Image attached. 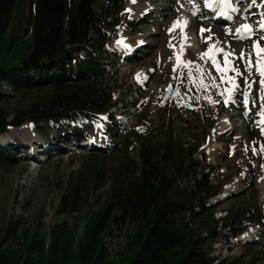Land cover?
Segmentation results:
<instances>
[{
    "label": "trees",
    "instance_id": "16d2710c",
    "mask_svg": "<svg viewBox=\"0 0 264 264\" xmlns=\"http://www.w3.org/2000/svg\"><path fill=\"white\" fill-rule=\"evenodd\" d=\"M96 1L29 0L31 13L9 25L18 0H0V84L24 92L49 86L26 108L16 103L10 110L0 94V133L26 120L79 125L116 104L115 87L101 80L106 73L100 62L125 0ZM110 120L107 134L112 115ZM195 135L170 116L155 134L125 129L110 165L91 154L94 159L67 178L57 212L71 217L72 226L64 220L44 234L18 232L20 220L10 219L0 231V264H256L244 256L217 262L209 256L208 241L262 224L264 210L230 208L218 227L207 200L221 188L220 172L200 156L206 134ZM107 181L105 197L92 200ZM81 211L85 224L74 234ZM126 224L133 226L129 240L110 256L105 240Z\"/></svg>",
    "mask_w": 264,
    "mask_h": 264
},
{
    "label": "rangeland",
    "instance_id": "374dc122",
    "mask_svg": "<svg viewBox=\"0 0 264 264\" xmlns=\"http://www.w3.org/2000/svg\"><path fill=\"white\" fill-rule=\"evenodd\" d=\"M155 1L125 0L126 8L120 13L124 25L116 26L119 31L115 40L108 45L103 61L107 72L101 80H107L109 85L115 87L112 99L117 103L111 109L115 121L119 124L123 121L127 126L134 122L137 130L155 134L160 130L165 117L170 116L176 120L178 128L193 130L197 134L196 139L198 134H206L199 149L200 156L211 168H216L215 173L220 172L217 176L221 194L229 196L218 199L213 195L209 200V204L214 205L211 211L218 227L230 208L258 206L264 210V151H261L264 145L261 128L264 124H257L263 118L257 113L261 111V105H264V84L261 83L264 80L261 74L264 71V52L258 50L264 48V36L255 35L245 41L232 40L228 36L227 45L222 43L225 34L222 27L212 25L211 21L197 20L194 16L191 18L184 6H177L180 0L175 4L173 0H161L160 3ZM104 2L106 0L96 1L97 6ZM116 2L118 5L123 4V0ZM263 2L246 0L247 4H252L248 12H255L254 8L261 4L264 14ZM30 6L29 0H18L8 24L15 23L20 14L28 16L31 13ZM148 10L150 12H146ZM138 13L141 17L144 14L156 15L152 21L138 23ZM181 13L188 17L183 43L182 28L178 24L173 27ZM148 18L151 19L150 16ZM248 18L251 19V16ZM254 19L259 22V19ZM127 24L130 26L126 27ZM170 28L172 31H169ZM200 28L204 31L201 32ZM140 40L148 43L134 60L123 63V58L117 54L116 59L120 58L116 62L111 58L110 53L115 49L127 52V45L136 47ZM117 41L122 43L118 44ZM175 52L181 56L180 61L173 60ZM233 84L238 86L234 90ZM48 88L43 86L24 92L2 82V103L10 110L16 103L26 108L36 96L45 95ZM244 92L248 94L247 105L244 103ZM228 97L237 103L231 110L225 103ZM125 114H129L126 119ZM103 118V123L87 121L85 127L88 133L82 137L88 140L89 136L104 134L109 122L105 116ZM61 122L64 126L73 125L69 120ZM26 124L28 128H33L29 133L30 138L16 134L13 126L0 136V231L10 219L20 220L18 232L29 229L44 234L51 225L64 220L72 226L71 217L57 212L67 178L94 159L91 154H95V159L101 157L107 166L110 165L117 149L113 148L108 136L103 139L94 138L97 143L94 146L89 144L90 141L75 139V136L82 134L72 130L62 136L56 133L55 138L51 139L48 135L52 125L46 127L43 122L32 126L26 120L17 127ZM44 129L49 130V133L39 136L37 131ZM113 134L115 140L119 141L121 132L114 131ZM57 142H63L69 149L52 147ZM49 147L51 154L46 153ZM42 155L44 159H40ZM107 187L108 181L93 192L92 200L98 203L100 198H104ZM74 217V234H78L85 224L82 211ZM132 228L131 224H126L122 230H115L106 238L110 256L123 252ZM262 232L264 218L262 224L250 226L238 237H217L208 241L206 249L215 261L244 256L256 264H264V238L263 244L257 243ZM202 235L206 236V232Z\"/></svg>",
    "mask_w": 264,
    "mask_h": 264
},
{
    "label": "bare ground",
    "instance_id": "6f19581e",
    "mask_svg": "<svg viewBox=\"0 0 264 264\" xmlns=\"http://www.w3.org/2000/svg\"><path fill=\"white\" fill-rule=\"evenodd\" d=\"M181 1H182V3H181ZM205 0H186V1H183V0H180V2L178 3V7L179 6H184V8H185V10L186 11H188L187 13L188 14H190V15H198V17L200 16L201 18H203V20H211V22L213 21V19H215L214 17H215V14L214 13H211V11L209 10V11H204L203 9V7H202V4L201 3H203ZM229 3H231V1H229ZM264 3V2H263ZM183 4V5H182ZM184 4H186V5H184ZM232 4V3H231ZM206 5H207V3H206ZM153 8H155V7H153ZM226 10H228V11H231V9L230 8H228V7H226L225 8ZM242 9H244V10H246V8H245V5H242V8H241V10ZM146 12H150L149 10L148 11H146ZM225 13H227L226 11H224ZM200 13V14H199ZM256 15V17L257 16H259L257 19H259V22H263L264 23V16H263V12L261 13L262 15H260L258 12L257 13H255ZM186 15V14H185ZM252 17L253 19H250V18H248L247 17V15H240V14H238L237 15V17H235V20L232 22V23H223L222 25V29L224 30L223 31V33H225V34H223L224 36V39H223V42L222 43H226L227 45H229L228 44V36H230L231 38L230 39H233V37H240V35L242 34V32H244L243 31V29H241V31H237V29L238 28H241V25H243V24H247V25H249L251 28H252V26H251V23H256V22H258L256 19H254V18H256V17ZM187 22H188V17H186V16H182V13H181V15H180V18H179V20H178V25H180V27L182 28L181 29V31H182V40H184V34H185V31H184V29H185V27L187 26ZM258 22V23H259ZM212 23H216V22H212ZM260 24H262V23H260ZM218 39V38H217ZM218 41H220V39H218ZM193 44V43H192ZM231 48V47H230ZM177 52H175V54H176ZM175 57H177V58H179V56H176L175 55ZM180 58H181V56H180ZM173 60H175V58L173 59ZM174 62V61H173ZM175 63V62H174ZM14 131H17V133L16 134H18V135H24V136H28V138H30V134L29 133H31V131H32V129L33 128H28V125L26 124V125H23V126H18V127H15V129L14 128H12ZM40 135V134H39ZM1 136V135H0ZM40 159H44V156L42 155L41 157H40Z\"/></svg>",
    "mask_w": 264,
    "mask_h": 264
},
{
    "label": "snow or ice",
    "instance_id": "6c2138e0",
    "mask_svg": "<svg viewBox=\"0 0 264 264\" xmlns=\"http://www.w3.org/2000/svg\"><path fill=\"white\" fill-rule=\"evenodd\" d=\"M133 2H135V0H133ZM223 3L225 4L226 7L230 8L231 11H233V12L238 10L237 7H234V6H232L231 3H229V0H223ZM211 6L212 5L209 4V7H211ZM127 11H130V9H128ZM177 23L178 22H174L173 27H176ZM261 27L264 28V24H261ZM241 29H243L245 35H249L251 33V31H252L251 27L249 25H247V24L241 25V28H238L237 31L239 32V31H241ZM169 31H172V29L170 28ZM203 31H204V29L202 28L201 32H203ZM117 43L120 44V43H122V41H117ZM258 50L264 52V48H259ZM225 55L227 57V54H225ZM241 55H243V54H241ZM225 63H227V59H226ZM257 70L259 71L260 69H257ZM261 74L264 75V71H262ZM261 83L264 84V80H262ZM237 87H238L237 85L233 84V89L232 90L236 89ZM229 91H231V90H229ZM243 95H244V103H245V105H247V103H248V98H247L248 94H247V92H244ZM257 115H259L261 117H264V105H261V111L259 113H257ZM105 119H106V117H105ZM257 124L258 125L264 124V119H262L261 121H257ZM98 126L102 127V125H98ZM261 131H262V134H264V127L261 128ZM253 151L255 152V149H253ZM261 151H264V145L261 146Z\"/></svg>",
    "mask_w": 264,
    "mask_h": 264
},
{
    "label": "water",
    "instance_id": "95a60500",
    "mask_svg": "<svg viewBox=\"0 0 264 264\" xmlns=\"http://www.w3.org/2000/svg\"><path fill=\"white\" fill-rule=\"evenodd\" d=\"M169 93H171V90H169Z\"/></svg>",
    "mask_w": 264,
    "mask_h": 264
}]
</instances>
